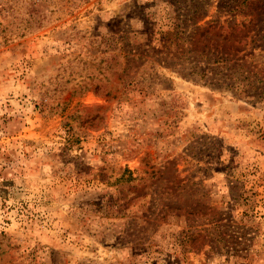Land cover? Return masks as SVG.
<instances>
[{
    "label": "rangeland",
    "instance_id": "1",
    "mask_svg": "<svg viewBox=\"0 0 264 264\" xmlns=\"http://www.w3.org/2000/svg\"><path fill=\"white\" fill-rule=\"evenodd\" d=\"M183 7L0 0V264H264V0Z\"/></svg>",
    "mask_w": 264,
    "mask_h": 264
},
{
    "label": "trees",
    "instance_id": "2",
    "mask_svg": "<svg viewBox=\"0 0 264 264\" xmlns=\"http://www.w3.org/2000/svg\"><path fill=\"white\" fill-rule=\"evenodd\" d=\"M184 3V7L183 13H179L178 17H190V18H196L199 17V15H203V11H201V9H203V2L204 0H178ZM190 20L188 21L187 19H183L180 18L178 20V22L176 23V30L174 31V33H172L171 36H169V43H172V39L176 38V39H180V38H190L193 37V35L195 33H197L199 31V34H206L208 32H212V29H217L218 31L223 30L224 28L222 26L217 27L216 25L213 24H208V25H200L198 24L197 20ZM253 21V19H250V21H245V20H241L239 22L233 20L229 23V25L226 27V31L224 34V37H226L229 41L233 40V41H238V42H242V36H240V34H238L237 32H240L241 30H243L244 27H248L250 26L251 22ZM202 30V31H201ZM239 30V31H237ZM231 36H234L233 39H229L231 38ZM211 37H208V40L210 41ZM217 41V40H216ZM194 41H191L190 44H192ZM221 44L220 50L217 52V56L219 59L223 60V64L226 67V70L224 71V69H221L219 71L217 70H213L211 73H214L213 76L211 77V79H215L214 81H221V86H231V78L235 73H241L243 74L244 71H242L241 67L238 69H234L235 65L238 62H234L232 64H228L226 59L228 57L227 54L229 52H227L228 50H225V44L224 43H219ZM218 44V45H219ZM241 49L238 48V50ZM189 50H193V49H189ZM209 53V52H208ZM218 59V60H219ZM217 58L214 59V61H217ZM240 63V62H239ZM193 67V66H192ZM194 71V70H193ZM205 70H201L199 71V73H201V75L206 76L207 72H204ZM220 72H222L220 74ZM220 74V75H218ZM215 75H218L217 78H215ZM225 79H228L229 81H225ZM248 85H250L252 87V90H254V95L256 96H260L264 93V84H253L251 83L252 80L248 81Z\"/></svg>",
    "mask_w": 264,
    "mask_h": 264
}]
</instances>
